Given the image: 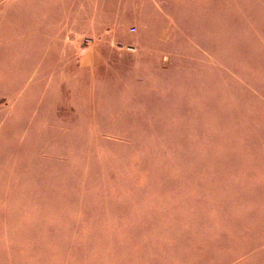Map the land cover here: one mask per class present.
<instances>
[{"label":"rangeland","instance_id":"rangeland-1","mask_svg":"<svg viewBox=\"0 0 264 264\" xmlns=\"http://www.w3.org/2000/svg\"><path fill=\"white\" fill-rule=\"evenodd\" d=\"M0 264H264V0H0Z\"/></svg>","mask_w":264,"mask_h":264}]
</instances>
